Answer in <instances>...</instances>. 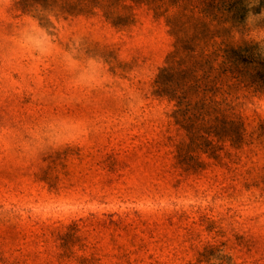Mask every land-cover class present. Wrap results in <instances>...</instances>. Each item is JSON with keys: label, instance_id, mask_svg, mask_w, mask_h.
I'll list each match as a JSON object with an SVG mask.
<instances>
[{"label": "rangeland", "instance_id": "obj_1", "mask_svg": "<svg viewBox=\"0 0 264 264\" xmlns=\"http://www.w3.org/2000/svg\"><path fill=\"white\" fill-rule=\"evenodd\" d=\"M183 1L0 0V264H264V73L222 57L264 56V0L206 18L177 107L154 80Z\"/></svg>", "mask_w": 264, "mask_h": 264}, {"label": "trees", "instance_id": "obj_2", "mask_svg": "<svg viewBox=\"0 0 264 264\" xmlns=\"http://www.w3.org/2000/svg\"><path fill=\"white\" fill-rule=\"evenodd\" d=\"M102 0H85L83 8L90 9L101 3ZM136 3H145L155 11L157 15L167 11V6H172L181 3V8L185 9L186 3L182 0H134ZM169 3V4H168ZM246 0H196L187 8L189 13H183V10L176 16H167V24L170 26L169 32L174 37L173 51L168 55L166 61L168 66L160 69L154 80V93L160 97L176 100L177 107L184 103L187 97L185 78L191 76L193 83L191 86L199 87L198 82L194 81L196 68L202 61L208 62L216 51H209L208 43L214 37V34L209 29L210 22L206 21L210 15L216 18H224L229 15L231 23L238 26L246 15ZM215 11V13L213 12ZM194 12L200 17L194 18V22L190 29L187 28L184 19H193ZM214 13V14H213ZM193 15V16H192ZM214 17V18H215ZM228 46V45H227ZM222 55L224 62L230 65L239 63H254L261 72L264 73V56L256 50V47L243 43L238 46H230L223 50ZM262 80L264 75L262 74ZM188 82V80L186 81ZM179 108L178 110H180ZM234 125L231 141L240 143L243 138V129L236 121L231 122Z\"/></svg>", "mask_w": 264, "mask_h": 264}]
</instances>
